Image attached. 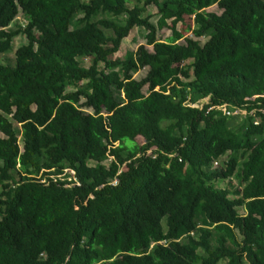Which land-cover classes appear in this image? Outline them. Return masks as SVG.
<instances>
[{
	"label": "trees",
	"instance_id": "trees-1",
	"mask_svg": "<svg viewBox=\"0 0 264 264\" xmlns=\"http://www.w3.org/2000/svg\"><path fill=\"white\" fill-rule=\"evenodd\" d=\"M129 2L0 0V264H264V0Z\"/></svg>",
	"mask_w": 264,
	"mask_h": 264
},
{
	"label": "rangeland",
	"instance_id": "rangeland-1",
	"mask_svg": "<svg viewBox=\"0 0 264 264\" xmlns=\"http://www.w3.org/2000/svg\"><path fill=\"white\" fill-rule=\"evenodd\" d=\"M142 1L143 0H130V2L126 5L127 8H132L134 5H141L142 4ZM147 10V13L151 16V19L150 21L153 23V24H156L157 20H158V15L156 13V9L154 7H147L146 8ZM208 12H213V13H216V14H220L221 12L219 11V9L217 8V6H212L210 8L207 9ZM79 16L76 15L75 17H73V19L71 20V23H73L76 18ZM23 24V21L20 17H17L13 23L7 28V30H15L16 26H19L20 24ZM195 28V25L193 23V18H185L184 21L182 23H180L178 25V31L182 34V36L184 38H192V39H195L193 34H192V31L194 30ZM169 31H162V32H158L157 33V38L163 40L165 39L168 35H169ZM200 41V43H204L206 41V38H200V39H197ZM24 42V38L22 36H18L15 38L14 40V49H16V47H18L21 43ZM141 45H145V39H143V36L140 32V30L138 29H133L129 35L122 41L121 45H120V48H119V51L117 53V56L119 57H124L128 52H134L139 46ZM149 50L151 49V47H147ZM9 58H12L13 57V53L12 55L11 54H8L7 55ZM83 66H88V63L87 62H84ZM145 72H146V69L145 70H140L138 73H136L134 75V78L135 79H140L141 77H143L145 75ZM179 82H188V83H192L193 80H184L182 78H179ZM17 130L19 131V127H17ZM136 143L139 144L140 143V140H136ZM15 144L17 146L18 149L21 148V138H20V135L17 136V138H15ZM128 145H130L129 142H127ZM104 164H109V161H105ZM233 186H237L236 184V181L235 180H232L231 181ZM227 182H219V183H216V186L219 187V188H224L226 186ZM243 212L240 211V214H242ZM162 223H164V221H162ZM218 264H225L223 261H220ZM244 264H247L246 262Z\"/></svg>",
	"mask_w": 264,
	"mask_h": 264
},
{
	"label": "built area",
	"instance_id": "built-area-1",
	"mask_svg": "<svg viewBox=\"0 0 264 264\" xmlns=\"http://www.w3.org/2000/svg\"><path fill=\"white\" fill-rule=\"evenodd\" d=\"M24 24H25L24 22H23V24H20L21 27H22ZM154 90H155V91H158L159 89H158V88H155ZM208 102H209V99H208V98H203V99H201L200 101H198V102L195 103V104H192V103H190L189 100H187V101L185 102V105H186V106H189V107H191V108H194V107L202 108V106L208 104ZM213 109L222 110L226 116L243 117V116L245 115V111L240 110V109H236V108H229V107H227L226 105H221V106H217V107H215V106H214V107H209V108L207 109V111H210V110H213ZM106 161H107V160H106ZM108 161L110 162V161H111V158H109ZM103 164H104V163H103ZM104 165H106V164H104ZM215 165H216V163H215ZM64 173H65V174H70V177L68 178V180H72V181H74V182L77 184V181H76V179H75V174H74L73 171H69V172H68L67 170H65ZM119 173H120V171L118 172V174H119ZM116 182H117V179L115 178L114 180H112V181L110 182V185H116ZM162 243H164V242H162ZM151 245L153 246V243H152Z\"/></svg>",
	"mask_w": 264,
	"mask_h": 264
},
{
	"label": "clouds",
	"instance_id": "clouds-1",
	"mask_svg": "<svg viewBox=\"0 0 264 264\" xmlns=\"http://www.w3.org/2000/svg\"><path fill=\"white\" fill-rule=\"evenodd\" d=\"M23 21V20H22ZM24 22V21H23ZM13 23V22H12ZM25 23V22H24ZM19 24H20V22H19ZM21 26V25H20Z\"/></svg>",
	"mask_w": 264,
	"mask_h": 264
}]
</instances>
